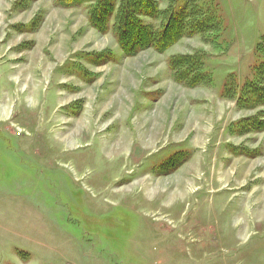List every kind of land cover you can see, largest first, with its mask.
Listing matches in <instances>:
<instances>
[{"label": "rangeland", "instance_id": "1", "mask_svg": "<svg viewBox=\"0 0 264 264\" xmlns=\"http://www.w3.org/2000/svg\"><path fill=\"white\" fill-rule=\"evenodd\" d=\"M98 2L0 0V264H264V0L130 55Z\"/></svg>", "mask_w": 264, "mask_h": 264}, {"label": "trees", "instance_id": "2", "mask_svg": "<svg viewBox=\"0 0 264 264\" xmlns=\"http://www.w3.org/2000/svg\"><path fill=\"white\" fill-rule=\"evenodd\" d=\"M80 1L70 0V3H79ZM111 1L99 0L98 6L93 11L94 13L92 12L89 15L91 23L97 26L100 19H106L109 16L113 10ZM154 3L155 0H120V4L116 10L114 27L118 29L116 34L118 42L126 54L136 53L146 47H154L158 51H162L182 37L186 32L185 29L190 32H196L206 27V23L203 24V21L199 19L192 23L188 22L190 27L184 23L181 14H185V10L177 13V11L171 12L169 11L170 9H165L158 11V14H161L163 17V23L159 29H153V26L141 21L138 15L141 13L151 16L155 15L157 8ZM190 60V56L173 58L169 62V68L176 74L175 78L178 82L193 87L204 79V75L199 70L194 69L195 65ZM260 69L261 75L264 76V66ZM260 86L261 88L257 90L259 94L256 93L264 103V82Z\"/></svg>", "mask_w": 264, "mask_h": 264}]
</instances>
